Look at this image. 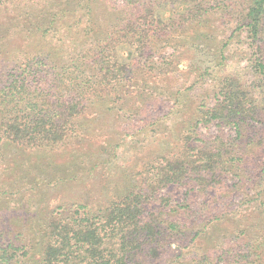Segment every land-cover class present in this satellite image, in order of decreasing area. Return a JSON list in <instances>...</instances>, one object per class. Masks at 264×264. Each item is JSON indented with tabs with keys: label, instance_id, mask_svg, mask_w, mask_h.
Masks as SVG:
<instances>
[{
	"label": "trees",
	"instance_id": "obj_1",
	"mask_svg": "<svg viewBox=\"0 0 264 264\" xmlns=\"http://www.w3.org/2000/svg\"><path fill=\"white\" fill-rule=\"evenodd\" d=\"M211 1L0 0V159L10 146L45 154L64 148L81 136V120L96 97L109 100L123 121L144 116L150 94L131 95L127 84L138 71L167 78L177 69L174 60L181 56L157 51L171 30L229 22L221 40L212 32L221 47L245 32L256 43L251 68L263 94L257 101L235 76H225L211 106L190 102L193 120L179 127L174 150L143 159L145 173L116 199L96 209L58 205L38 217L31 233L0 229V264H156L165 234L203 230L202 222L187 228L183 217L192 209L169 203L162 190L194 180L202 186L203 171H232L242 160L237 142L243 132L264 122V0ZM164 4L166 17L158 13ZM122 45L131 49L129 61ZM169 94L177 102L181 91ZM214 121L234 129L233 141L196 134L197 126Z\"/></svg>",
	"mask_w": 264,
	"mask_h": 264
},
{
	"label": "rangeland",
	"instance_id": "obj_2",
	"mask_svg": "<svg viewBox=\"0 0 264 264\" xmlns=\"http://www.w3.org/2000/svg\"><path fill=\"white\" fill-rule=\"evenodd\" d=\"M168 8L162 5L159 15L168 16ZM216 21L220 26L212 22L171 30L167 41L162 38L157 43L158 54L175 51L181 56L174 60L177 69L167 78L142 71L131 77L127 84L131 95L150 94L144 116L123 121L109 100L96 97L81 120V136L70 139L64 148L45 154L8 147L6 158L0 159V229L31 233L38 227V217H47L58 205L81 202L96 209L116 199L145 173L143 159L174 150L179 127L193 120L190 102L211 106L212 91L225 76H235L261 101L263 94L251 68L256 43L242 32L221 47L212 40L213 33L221 40L229 34L230 23ZM121 55L130 60L129 46H121ZM175 89L181 91L177 102L169 94ZM196 134L227 142L236 136L234 129L216 121L200 124ZM237 143L242 160H235L232 171L217 169L215 175L203 171L202 186L194 180L162 190L169 203L180 202L192 209L189 217H183L187 228L201 222L204 228L165 234L157 243L161 254L156 264H264V122L243 132Z\"/></svg>",
	"mask_w": 264,
	"mask_h": 264
}]
</instances>
